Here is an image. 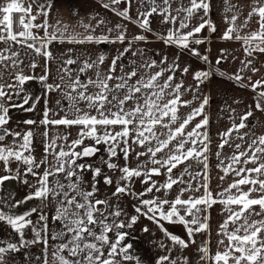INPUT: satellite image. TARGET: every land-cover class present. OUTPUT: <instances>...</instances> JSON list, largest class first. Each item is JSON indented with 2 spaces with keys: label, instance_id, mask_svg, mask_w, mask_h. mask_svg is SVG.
Here are the masks:
<instances>
[{
  "label": "snow or ice",
  "instance_id": "obj_1",
  "mask_svg": "<svg viewBox=\"0 0 264 264\" xmlns=\"http://www.w3.org/2000/svg\"><path fill=\"white\" fill-rule=\"evenodd\" d=\"M139 2L143 11L138 13L135 21H132L130 16L132 0H104L103 6L122 19L136 23L144 31H152L150 18L162 17L163 24L171 25L166 34H158L166 45L189 49L192 55L200 56L204 62L210 64L207 55L201 56L199 51L190 45L204 43L203 39L198 38V34L205 28L212 33L217 30L209 18L211 0H187L186 3L185 0L179 2L139 0ZM122 3L127 7L123 9L116 7ZM229 12L232 13L231 16L228 15ZM14 13L18 14L15 18ZM224 13L223 19L228 27L221 39L240 42L245 56L248 57L241 61L240 70L227 78L236 81L241 87H249L256 93L255 109L264 111V80L251 82V77H248L249 83L245 84V78L241 75L244 71L253 73L258 71V68L252 67L253 58L257 53L264 54V0H252L250 11L239 24L237 21L242 14L240 6L232 4L231 0H224ZM38 14L47 16L43 5L38 7ZM194 17H198L200 22L189 28ZM254 17L258 27L252 30L250 24ZM36 19L37 16L32 15L31 4L26 8L22 0H6L0 4V42L11 41L20 44L51 59L52 53L47 49L53 41L124 43L126 39L127 30L119 24L114 29H106L105 34L101 35L95 34L92 25L82 24L87 34L77 38L75 35L68 37L66 27L63 30L57 28L49 32L51 26L47 22L35 24ZM104 23V20H99L97 25ZM33 28H43L45 36L37 37L32 31ZM113 31L116 32L114 37L111 35ZM145 39L143 35L133 37V40L137 41ZM37 40H40L39 46L36 44ZM131 44L132 41H129L124 53L112 60L107 73L99 70V66L105 60L101 55L95 61H85L74 78L70 67L62 68L61 71L65 73L67 80L62 76L61 84L47 86L51 91L54 88L60 90L63 85L65 90L62 97L68 101V105L61 119L48 120V112L45 111V118L41 123L79 126V132L77 138L70 142L67 136L54 137L46 144L45 158L39 162L30 154L34 133L29 130L22 134L5 127L9 123V107L22 105L6 106L7 102L12 100L13 92L16 95H19V92L15 91L14 84L0 85V162L4 165V174L0 175V186L21 176L18 170L10 167V161L15 160L27 165L25 174L30 173L37 177V186L26 200L54 202L53 220L59 222V230L51 239L60 243L52 252L51 261L45 258L44 264H124L133 260L128 254L131 245L122 243L128 233L120 230L132 228L138 217L132 216L128 223L118 220L122 215L119 205L113 206L110 199H101L98 196L97 178L101 176V168L93 167L85 160L96 156L101 151L99 148L101 144L105 146L104 151L108 156L106 160L101 157V162L109 170L120 173L112 195L117 198L121 195L135 196L139 200V206L135 207V211L160 226L174 245L183 249L194 244L193 237L197 233L209 230V216L202 214L212 205L221 204L223 220L217 231V251L211 253L210 241H206L198 248L201 253L200 259L205 264H264V135L256 136L241 131L250 127L246 121L253 115V111L250 109L237 117L233 109L230 115L231 127L219 133L221 142L217 146L216 167L223 173L219 179L224 180L232 175L233 181L214 194L209 188L208 176L207 154L211 141L207 132L209 119L206 106L209 104V98L204 96L201 99L194 93L193 100L184 99L193 89L184 88L183 83L173 82L179 66L175 62L169 64L167 58L160 60L159 63L156 60L145 61L141 65L144 72L139 76L135 68L131 72L114 75L117 60L132 51ZM223 51L221 58L216 60L217 65L222 62ZM132 54L136 55L137 52ZM139 54L143 55L142 51ZM7 59L10 57L0 53V62ZM15 63L16 61H13V65ZM75 63L73 59L65 61L69 66ZM32 67H35V64ZM90 69H95L94 75L82 80L81 75ZM188 71L187 67L183 69L185 74ZM214 71L216 69L210 66L207 71L195 72L193 78L197 81L196 91H199L200 85L210 78ZM219 74L226 75L223 72ZM29 79L32 77L22 73L16 77L21 85ZM39 79L43 81L47 77L41 76ZM5 87L13 91H5ZM196 99H200L201 102L199 106L193 108L191 105ZM23 103H28L27 98ZM184 108H188L189 111L183 113ZM198 117L202 119L197 120ZM237 118L240 121L238 124L235 122ZM194 120L195 124L192 123ZM25 123L36 122L28 120ZM190 125L192 126L189 127ZM44 135L47 136V131ZM8 136H11L12 140L5 143ZM57 140H61L62 143L57 144ZM86 140L91 143L86 144ZM226 146L233 149L230 154L224 151ZM137 148L140 151H135ZM26 152L29 155H25ZM133 152L134 159L138 161L134 168L128 165L129 156ZM49 154L53 157L51 164L47 159ZM121 154L125 161L123 166L113 162V158L121 157ZM141 157L146 159L141 160ZM195 166H200L202 170L194 173L192 169ZM41 167H44V171L37 172L36 169ZM86 172L92 173V181L88 182L89 188L84 187L86 181L83 174ZM156 176H164V182L154 180L153 177ZM140 177H143L141 183L147 187L141 192H134L131 184L134 178ZM103 181L111 186L113 177L104 175ZM193 182H196L195 187ZM178 184L183 187L179 189L174 199H168L167 196L173 186ZM201 189L204 190L202 194L196 196L195 193ZM186 192L192 193L187 199L183 198ZM157 193L163 195H156ZM145 196L149 198L145 199ZM24 202L22 200L18 203ZM39 219L44 223L37 229L25 215H12L0 211V221L6 220L17 233H20L22 241L20 246L37 242L47 245L48 217L42 213ZM161 221L184 225L188 240L168 233ZM28 225H33L36 236L33 241L22 239V230ZM144 231H147V228ZM109 233H114V238H110ZM18 250L17 244L13 243L0 246V264H4L8 252ZM178 261L187 264L186 258H172L169 249V254L160 257L157 264H178Z\"/></svg>",
  "mask_w": 264,
  "mask_h": 264
},
{
  "label": "crops",
  "instance_id": "obj_2",
  "mask_svg": "<svg viewBox=\"0 0 264 264\" xmlns=\"http://www.w3.org/2000/svg\"><path fill=\"white\" fill-rule=\"evenodd\" d=\"M5 2L6 0H0V4ZM177 2H179V0H177ZM186 2L187 0H185V3ZM22 3L26 8L31 4L32 13L41 18L40 21H34L35 24L38 22L41 24L47 22V24L51 26L48 29L49 32L55 31L57 28L63 30L66 27V35L68 37L75 35L77 38H80L82 35H86L87 32L82 24L92 25L95 28L96 35L105 34L106 29H114L118 24L122 25L127 30L124 43H70L67 42V40L64 42H60L59 40L53 41L47 49L52 53L51 59L44 55L37 54L33 49L23 47L20 44H15L11 41L7 43L0 42V53H3L4 56L10 57V59L0 62V85L14 84L15 91L19 92V95H16L15 92H13V98L11 101L7 102L6 106L16 104L22 105L21 107H9V123L5 127L22 134L29 130L34 133L30 154L37 162L45 158L47 136H45L44 133L46 131L48 133L50 127H79L52 124L44 125L41 123L45 118V111L48 112V120H59L65 115L68 105V101L62 97V93L65 90L63 85H61L60 90L54 88L51 91L47 86L61 84V77L65 76V73L61 71L62 68L70 67L74 78L78 74L77 70L82 67L85 61H95L101 55L105 57V60L104 63L99 66V70L102 73H107L112 60L121 53H124V50L129 46V41H132V51L125 53L120 60H117L116 72L114 75H119L121 72H131L135 68L139 76L144 72L141 65L145 61L156 60L159 63L160 60L167 58L169 64H172L173 62L177 63L179 68L176 73V79L173 82L183 83L184 88L193 89V91L186 94L184 99L193 100L194 93L201 99L204 96L209 98V104L206 106V114L209 119L207 132L211 141L210 151L207 154L209 157V188L215 194L223 188H226L233 181L232 175L227 176L224 180L219 179V177L223 175V173L216 167L217 146L221 142L219 133L231 127L232 120L230 119V115L232 114L233 109L235 110L237 117L251 109L253 115L249 117L248 121H246L250 127L241 131L255 134L256 136L264 135V111H258L255 109L254 100L256 93L251 91L249 87H241L236 81L227 78L228 76L237 73L242 67L241 61L248 59V57L245 56L240 42L221 39L222 34L228 27L223 19L225 14L224 0H211V12L209 18L216 25V32L212 33L208 28H205L200 34H198V38L203 39L204 43L190 45V47H195L201 56L207 55L210 64L204 62L200 56L192 55L189 49L179 48L175 45H166L163 40L159 38L158 34H166L167 29L171 27V25L163 24L162 17L160 16L150 18L152 31H144L139 28L136 23L124 20L113 11L106 9L103 6L104 0H34V2L33 0H22ZM231 3L238 5L241 8V18L237 21V24H239L250 11L252 0H231ZM40 5L44 6L47 16L38 14V7ZM116 7L123 9L124 7H127V5L122 3ZM140 11H143V8L141 7L139 0H132L130 8L132 21L136 20ZM228 15L231 16L232 13L229 12ZM99 20H104L105 23L97 25ZM255 20L256 18L254 17L250 24L252 30H255L258 27ZM199 22V18L194 17L189 28ZM188 30L189 29H185V31ZM247 30L248 29H245V31ZM111 35L114 37L116 32L113 31ZM137 35H143L146 39L143 41L133 40V37ZM44 36L45 30L42 28V35L39 37ZM36 42L40 44V40H37ZM222 50H224L222 62L217 65L216 60L221 58ZM140 51H142L143 55L139 54ZM133 52H137V54L133 55ZM14 53L17 55L14 56ZM68 59H73L76 63L70 66L66 65L65 61ZM13 61H16L15 65H13ZM33 64H35V67H32ZM210 66L215 68L216 71H214L211 77L200 85L199 91H196L195 85L197 84V81L193 78L195 72L207 71ZM185 67L189 69L186 74L183 72ZM252 67L258 68L259 70L255 73L251 71H244L241 73L245 78V84L249 83L248 77H251V82L264 80V54L257 53L255 55ZM156 70L157 69H152V71ZM94 72L95 69L88 70L81 75V79L84 80L89 76H93ZM220 72H223L226 75L221 76L219 74ZM21 73L25 76L32 77V79L26 80L22 85L19 84L16 77ZM165 75H167V73ZM41 76H46L47 79L42 81L39 79ZM65 79L67 80L66 76ZM4 90L13 91L7 87H5ZM257 91H259V89ZM25 98L28 100L27 104L23 103ZM5 100L7 101V97H5ZM200 102V99H196L191 107L195 108L199 106ZM19 108L25 109L21 111L15 110ZM182 111L183 113H187L189 109L184 108ZM69 118H72L71 115H69ZM199 119H202V117L197 118V120ZM28 120L35 121L36 123H25V121ZM235 122L238 124L240 121L237 118ZM192 123L195 124L196 120ZM251 125H254V127ZM191 126L192 125L189 127ZM117 130L119 129L117 128ZM11 140L12 137L8 136L5 143L10 142ZM135 151H140V149L137 148ZM224 151L230 154L233 149L226 146ZM26 154L29 155L28 152H26ZM134 155V152L130 154L128 160L129 167L133 168L136 167L138 163V161L134 159ZM140 159L144 160L146 158L141 157ZM124 164L125 161L123 160V165ZM249 167H251V165H249ZM43 170L44 167H41L37 172H43ZM201 170L200 166H195L192 169L194 173ZM142 179L143 177L134 178L132 183L134 192H141L147 187V185L141 183ZM153 179L163 183L165 177L156 176L153 177ZM24 181L26 180L22 178V176H20L19 179H15L17 189H19V185H34L36 180H32V183L28 182L29 184L24 183ZM5 184L8 188L7 193L12 191L13 185H15V183H9V181ZM195 186L196 182H193V187ZM181 187H183V185H174L167 198L174 199ZM203 191L204 190L201 189V191L195 193V195L199 196ZM6 195L9 197L8 194ZM156 195L163 194L157 193ZM190 195H192V193L186 192L183 198L187 199ZM144 198L147 199L149 197L145 196ZM222 210L223 205L215 204L209 207L207 212L203 214L209 216V230L207 232H202V243L204 244L206 241H210L209 249L211 253L217 251V231L219 224L222 223L223 220ZM154 228L158 227L153 226L152 230H154ZM161 238L164 241L170 240L166 234H162ZM135 239L138 241L140 248H142L147 256V258L145 257L143 264H157L160 257L154 258L155 250L152 242L154 241V237H149V234H146L141 238L135 237ZM171 246L174 249H179V251L171 252L172 258L183 257L186 258L187 261L197 258L200 260V264H205V262L200 259L201 253H199V255L195 249H193V252L188 248L182 250L179 246ZM168 254L169 252H164L162 256ZM178 264H182V262L178 261Z\"/></svg>",
  "mask_w": 264,
  "mask_h": 264
},
{
  "label": "rangeland",
  "instance_id": "obj_3",
  "mask_svg": "<svg viewBox=\"0 0 264 264\" xmlns=\"http://www.w3.org/2000/svg\"><path fill=\"white\" fill-rule=\"evenodd\" d=\"M32 15H34L32 13ZM40 21L41 18L38 16L35 21ZM37 24H41L38 22ZM33 33L39 37L42 35V28L32 29ZM79 132V127H50L48 129L47 133V139L46 144L49 143L54 137L60 136L64 137L67 136L68 141H72L77 138ZM57 144L62 143L61 140L56 141ZM85 143H91L90 141L86 140ZM46 146V145H45ZM99 148L101 149L100 152L96 154V156L85 158V160L88 163H91L93 167H100L101 168V176L97 178L99 181L97 187L99 188L98 196L101 199L108 198L113 203V206L119 205L122 215L118 218L120 221H124L125 223H128L132 216H137L138 219L136 223L132 226V228L128 229H121L120 231L127 232V237H138L141 238L145 236L146 234H149L150 236L154 237L153 245L155 250V257H162L164 252H169V249H171V252L173 251H179V249H174L171 245H174L172 241L167 240L164 241L161 238L162 234H165V232L161 229L160 226H158L153 221L149 220L145 216L137 213L135 211V207L139 206V200L132 195H121L118 198L114 197L112 195L113 191L116 188V181L120 176L119 171H112L107 168L105 164L101 162V157H103L105 160L108 159L107 153L104 151L105 146L103 144L99 145ZM58 150V149H57ZM79 150V149H77ZM25 155H27L25 153ZM47 159L49 161V164L52 163L53 157L51 154L47 156ZM83 162V161H79ZM113 162L119 163L121 166H123V159L122 154L121 157L113 158ZM10 167L13 170H18L26 181L29 183L33 182L32 180H36L34 185H19V189H17L16 194V201L19 202L21 200L26 199L28 195H30L37 186V177L29 174H25L27 165H23L20 162H17L15 160L10 161ZM4 165L3 162H0V175L4 174ZM38 169H36L37 171ZM44 171V170H43ZM104 175H110L113 177V184L111 186L106 185L103 181ZM84 180L86 181L84 187L89 188V183L92 181V173L86 172L83 174ZM51 179V178H50ZM28 183V184H29ZM131 189L132 184H131ZM0 211H4L3 206L1 204V186H0ZM44 214L48 217V232L46 234V238L48 239L47 245H45L43 242H37V243H28L26 246H20L21 245V235L20 233H17L13 227L7 223V221H0V246H6L9 243L17 244L19 247L18 251H10L5 255L4 258V264H44L45 258H47L49 261H51L52 258V252L54 251L55 247L60 243V241L52 240V235L59 230V222L53 220L54 216V202L50 203L49 201H43L42 206L39 204L38 210L36 213L32 214L28 217L33 222V225L37 229H40L44 222L40 221V215ZM204 214V213H203ZM202 214V215H203ZM161 224L163 225V228L167 230L168 233L177 235L186 241L188 240V235L186 232V229L184 225L179 223H168L166 221H161ZM33 225H28L25 227L23 231V241H33L36 239L35 233L33 231ZM156 226L158 228H154L152 230V227ZM147 228V231H144V229ZM42 235H45L42 233ZM110 238H114V233L108 234ZM195 243L190 244L188 249H191L193 252L195 249L198 254L200 253L198 251V248L203 244L202 243V232L197 233L194 238ZM123 244H126L125 242H122ZM161 245H164V247H161ZM183 248V249H187ZM182 249V248H181ZM182 249V250H183ZM105 252H107V249H105ZM183 253V252H182ZM128 254H130L133 257V260L126 261L124 264H137V261H139V264H143L145 261V257L147 258L146 254L144 252L134 253L132 254L128 250ZM200 255V254H199ZM120 257H117V260H119ZM187 264H200L199 259H193L191 261H187Z\"/></svg>",
  "mask_w": 264,
  "mask_h": 264
},
{
  "label": "bare ground",
  "instance_id": "obj_4",
  "mask_svg": "<svg viewBox=\"0 0 264 264\" xmlns=\"http://www.w3.org/2000/svg\"><path fill=\"white\" fill-rule=\"evenodd\" d=\"M2 188H3V192H4V198L6 197L5 202L6 201L8 202L10 197H8L6 194L9 195L10 191H9V193H7V189L8 188L6 187V185H3ZM11 197H13V200L11 199L12 202L9 203V205H6L5 202H4L2 204V206H3V209H4L5 212H7L8 214H12V215H24L26 213H30L34 209L36 210L38 208L39 204L41 205L42 202H43L40 199H38L40 201V203L37 202L38 200L36 201V199H34V200L32 199V200H29V201H25L24 203H18L16 201V199H15V197H16L15 191L12 194ZM32 214H34V212L31 213L29 216H31Z\"/></svg>",
  "mask_w": 264,
  "mask_h": 264
},
{
  "label": "water",
  "instance_id": "obj_5",
  "mask_svg": "<svg viewBox=\"0 0 264 264\" xmlns=\"http://www.w3.org/2000/svg\"><path fill=\"white\" fill-rule=\"evenodd\" d=\"M25 108H23V109H15V110H18V111H21V110H24ZM14 110V111H15ZM15 183V185H13V190L12 191H10V193H9V201L7 202H5V199H6V197L4 198V192H3V186H1V204H3L4 202H5V204L6 205H9V203H11L12 201H11V199L13 200V197L11 198V196H12V194L14 193V191H15V195H16V193H17V185H16V182H15V180H11V181H9V183ZM6 185V184H5ZM26 201H29V200H26ZM35 211H37V209L35 210H33L32 212H30V213H26V214H24L26 217H28L31 213H35Z\"/></svg>",
  "mask_w": 264,
  "mask_h": 264
},
{
  "label": "built area",
  "instance_id": "obj_6",
  "mask_svg": "<svg viewBox=\"0 0 264 264\" xmlns=\"http://www.w3.org/2000/svg\"><path fill=\"white\" fill-rule=\"evenodd\" d=\"M42 206V205H41ZM126 244L131 245V247L128 249L132 254L143 252L142 248H140L138 241L134 237H126L123 241Z\"/></svg>",
  "mask_w": 264,
  "mask_h": 264
},
{
  "label": "trees",
  "instance_id": "obj_7",
  "mask_svg": "<svg viewBox=\"0 0 264 264\" xmlns=\"http://www.w3.org/2000/svg\"><path fill=\"white\" fill-rule=\"evenodd\" d=\"M13 15H14V18H15V16L18 15V14H15V13H14ZM36 44L39 46V44H38L37 42H36Z\"/></svg>",
  "mask_w": 264,
  "mask_h": 264
},
{
  "label": "flooded vegetation",
  "instance_id": "obj_8",
  "mask_svg": "<svg viewBox=\"0 0 264 264\" xmlns=\"http://www.w3.org/2000/svg\"><path fill=\"white\" fill-rule=\"evenodd\" d=\"M18 192V191H17ZM17 194V193H16Z\"/></svg>",
  "mask_w": 264,
  "mask_h": 264
}]
</instances>
